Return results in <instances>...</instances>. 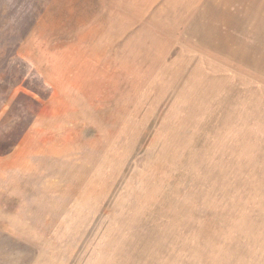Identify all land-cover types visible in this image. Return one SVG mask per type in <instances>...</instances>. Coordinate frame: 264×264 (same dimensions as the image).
<instances>
[{
  "label": "rangeland",
  "instance_id": "rangeland-1",
  "mask_svg": "<svg viewBox=\"0 0 264 264\" xmlns=\"http://www.w3.org/2000/svg\"><path fill=\"white\" fill-rule=\"evenodd\" d=\"M0 264H264V0H0Z\"/></svg>",
  "mask_w": 264,
  "mask_h": 264
}]
</instances>
